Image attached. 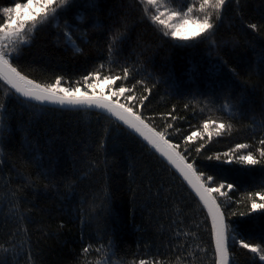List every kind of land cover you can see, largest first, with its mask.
Returning a JSON list of instances; mask_svg holds the SVG:
<instances>
[{
	"label": "trees",
	"instance_id": "1",
	"mask_svg": "<svg viewBox=\"0 0 264 264\" xmlns=\"http://www.w3.org/2000/svg\"><path fill=\"white\" fill-rule=\"evenodd\" d=\"M98 2L101 8L98 17L105 30L89 32L87 42L80 45L83 54L74 53L58 39L56 23L62 24L61 20L37 31L30 46L22 48L15 63L30 78L50 82L56 75H62L65 86L68 81L75 85V81L108 59L106 29L118 23L119 17L129 11L135 27L123 46V56L128 58L129 64L138 58L141 60L144 71L138 79H148L150 73L152 78L169 81L154 88L145 106L137 110L143 111L146 117H153L151 122L157 130L166 123H173V128L167 130V138L181 145L180 151L188 161H195L200 171L215 176L218 182H230L236 186L229 192L230 200L219 198L228 222L245 238L259 237L264 232V215L232 216L231 213L248 211L241 198L244 193L257 191L264 184V163L255 166L235 162L224 164L223 158L221 161H209L206 157L223 154L236 143L255 145L253 137L258 139L264 135V130L257 129L253 134L248 127L252 117L259 119L264 111V77L252 71L261 48H264V39L256 38L251 30H247L234 7L230 8L215 39L235 37L239 46H229L220 51L227 66L217 70V53L209 47L208 41L195 46H184L193 44L191 41L177 42L179 46H173L171 42L162 41L148 22L138 20L139 12L128 9L130 0ZM241 3L244 24L264 22V0H241ZM107 67L106 64L105 72ZM229 69H235L238 76H233ZM116 70L119 71L118 68ZM220 82L231 84L233 98L243 94L245 102L240 109L243 115L231 121L234 124L231 134L213 135L210 141L206 136L203 140L194 139L185 152L184 138L193 131H202L204 119L211 116L226 122L229 120L226 113L209 112L207 109L201 112L203 103L196 107L195 112L191 108L184 109L185 103L203 101L214 91L219 104L222 97L217 85ZM2 95L3 87H0ZM121 102H124L123 97ZM8 105L12 112L10 135L0 143L3 148V154H0L3 161L0 163V245H17L19 264H28L26 250L29 246L36 264H77L83 244L89 242L90 235H94L97 229L96 221L82 224L81 219L88 218L91 212L89 204L94 196L103 195L105 188L109 201L99 221L114 240L118 256L131 260L138 251L143 255L145 251L156 253L158 250L160 259H174L175 255L183 254L185 259L191 260L188 252L192 251L196 257L195 264H214L211 221L206 210L180 177L139 137L124 126L110 125L107 115H98L97 111L49 107L44 114L33 116L35 110L21 105L15 97L9 99ZM173 106L176 108L175 121L167 115ZM109 125L105 148L100 149V142L105 139L104 128ZM22 127L32 142L31 151L25 144ZM201 143L205 147L197 155L195 147ZM32 156L38 157L44 167L53 168L58 180L73 174L80 176L75 192L65 195L63 184L59 185V191H45L43 181L35 191L23 188L17 170L34 178L38 169L30 163ZM103 160L108 162L106 167L100 164L96 171L84 176L89 162ZM129 171L132 176H129ZM18 187L20 191H17ZM12 192H17L16 197ZM17 199L18 211L14 207ZM21 215L24 220L20 219ZM61 224L64 225L62 228ZM176 232L196 235L175 236ZM180 243L184 244L183 248L174 247ZM21 244L23 250H20ZM145 245L149 246L148 249ZM230 253L233 264H253L251 254L239 245H231ZM0 258H4L3 253H0ZM7 259L9 264H16L11 253L7 254Z\"/></svg>",
	"mask_w": 264,
	"mask_h": 264
},
{
	"label": "snow or ice",
	"instance_id": "2",
	"mask_svg": "<svg viewBox=\"0 0 264 264\" xmlns=\"http://www.w3.org/2000/svg\"><path fill=\"white\" fill-rule=\"evenodd\" d=\"M233 7L242 25L247 30H251L256 38L264 39V22L244 24L241 0H190V2L183 0L179 3L177 0H130L128 4V9L139 12L138 20L148 22L164 42L179 46L177 42L191 41L193 44L184 46H195L208 41L209 47L217 53L219 60L215 65L217 70L227 66V61L220 56V51L229 46L232 48L239 46V41L235 37L222 38L219 41L215 39L220 26L224 23L225 13ZM100 11L98 0H7V2H0V87H3V95L0 96V143L10 135L12 112L8 101L12 97H15L21 105L34 109L33 116L44 114L49 106H60L61 109L70 110L96 109L98 115L106 113L110 125L126 126L131 133L142 137L179 172L199 198V202L207 210V218L211 221L210 234L214 244V264H233L230 253L231 245H239L241 249L247 250V253L251 254L253 264H264V232L259 237L245 238L230 226L228 217L219 202L220 197L230 200L229 192L233 191L236 186L230 182H218L215 176L206 175L205 172L200 171L195 161L189 162L188 157L180 151L181 145L172 143L167 138L169 135L167 130L173 128V123H166L161 130H157L151 122L153 117H146L143 111L137 110L138 107L145 106L154 88L161 83L168 84L169 81L160 77L152 78L150 73L148 79H138L137 77L144 71L141 60L138 58L129 64L128 58L123 56V46L131 38L130 34L135 27L129 11H125L119 17L118 23L106 29L108 59L82 76L80 80L75 81V85L68 81L65 86L62 75H56L50 82L30 78L29 74L15 63L20 57L22 48L30 46L37 31L61 20L62 24L56 23L58 39L62 40L65 47L70 48L74 53L83 54L80 45L87 42L89 32L105 30V26L98 17ZM262 20H264V14H262ZM140 55L142 56L143 53ZM106 64L107 72H105ZM117 68L119 71L116 70ZM229 71L233 76H238L235 69H229ZM252 71L264 77V48H261ZM217 87L221 90L220 96L222 97L219 104H217L214 91L211 97H206L203 101L185 103L184 109L191 108L195 112L196 107L203 103L204 107L200 109L201 112L207 109L209 112L226 113L229 120L226 122L223 119H213L211 116L204 119L202 131H193L184 138L185 152L189 150L187 147L189 142L194 139L203 140L206 136L210 141L213 135L231 134L234 131V124L231 121L243 115L240 110L245 102L243 94L238 98H233L231 84L228 82H220ZM121 97L124 98V102H121ZM175 112L176 108L173 106L171 112L167 114L172 117L173 121L177 119ZM110 125L104 128L105 139L101 140L100 149L105 148ZM248 127L253 134L257 129L264 130V111L261 112L259 119L253 116L252 123ZM21 131H24L25 144L31 151L32 142L28 139L27 130L22 127ZM253 138L255 145L236 143L229 151L223 154L217 153L215 156L209 155L206 159L221 161L223 158L224 164L235 162L248 166L260 165L264 163V135L258 139L255 136ZM204 147L201 143L195 147V153L200 155ZM0 154H3L2 147H0ZM0 163L3 161L0 160ZM30 163L38 169L34 178L31 174L25 176L17 170V175L23 181V188H31L35 191L43 181L45 191L49 189L59 191V185L63 184L65 195L75 192V186L81 179L80 176L73 174V176L61 177L58 180L55 170L51 167H44L38 157L32 156ZM107 163V160L89 162L88 171L84 173V176L87 177L91 172L96 171L100 164L106 167ZM129 176H132L131 171H129ZM20 190L18 187L17 191ZM16 195L17 192H12L13 197ZM108 201L109 197L105 188L104 194L94 196L89 204L91 212L88 218L81 219L82 224L96 221L97 229L94 235H90L89 242L83 244L77 256V264H195L196 257L192 251L188 252V256L192 257L191 260L185 259L183 254L175 255L174 259L172 257L160 259L158 250L156 253L145 251L143 255L138 251L135 258L131 260L125 256H118L114 240L108 229L101 226L99 221L100 215L107 210ZM241 202L246 204L248 211L233 212L232 216H246L252 213L264 215V184L257 191L244 193ZM14 207L17 211L19 210V199ZM20 219L24 220L25 217L21 215ZM63 226V224L60 225L61 228ZM24 231L26 232L27 229ZM181 234L193 237L196 235L190 232H176L175 236ZM252 240H258V242H251ZM144 247L148 249L149 246ZM174 247L183 248L184 244L180 243ZM20 250H23L22 244ZM26 251L28 264H36L31 247L29 246ZM0 253L4 254V258H0V264H9L7 259L9 253L12 254L16 264H19L17 245L12 244L9 247L0 245Z\"/></svg>",
	"mask_w": 264,
	"mask_h": 264
},
{
	"label": "water",
	"instance_id": "3",
	"mask_svg": "<svg viewBox=\"0 0 264 264\" xmlns=\"http://www.w3.org/2000/svg\"><path fill=\"white\" fill-rule=\"evenodd\" d=\"M21 99H23V98H21ZM33 103H35V102H33ZM49 107H52V108H56V109H61V107L60 106H49ZM63 110H70V109H67V108H65V109H63ZM72 110H75V109H72ZM80 110H85V109H80ZM92 111H97L98 112V110H96V109H91ZM105 115H107L106 113H105ZM125 128H126V126H124ZM127 129V128H126ZM129 130V129H128ZM130 132H131V130H129ZM133 134H135V133H133ZM137 137H139V135L138 134H135ZM143 142H145L146 144H147V142L146 141H144L143 140V138L142 137H139ZM148 145V144H147ZM155 153H156V155H158V157H160V159L164 162V163H166L179 177H180V179L187 185V182L186 181H184L183 180V177L182 176H180V174H179V172L174 168V167H172V165H170L168 162H167V160L166 159H164L162 156H160V154L158 153V152H156L155 151V149H153L150 145H148ZM187 187L191 190V192L195 195V193L192 191V189L190 188V186H188L187 185ZM196 196V195H195ZM196 198L199 200V198L196 196ZM206 210V209H205ZM206 212H207V210H206Z\"/></svg>",
	"mask_w": 264,
	"mask_h": 264
}]
</instances>
